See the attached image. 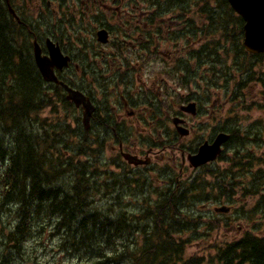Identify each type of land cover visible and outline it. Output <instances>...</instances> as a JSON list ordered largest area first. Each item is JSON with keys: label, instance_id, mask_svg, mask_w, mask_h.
I'll list each match as a JSON object with an SVG mask.
<instances>
[{"label": "trees", "instance_id": "1", "mask_svg": "<svg viewBox=\"0 0 264 264\" xmlns=\"http://www.w3.org/2000/svg\"><path fill=\"white\" fill-rule=\"evenodd\" d=\"M135 2L142 7V11H154L149 27L155 30L146 33L154 44L155 39L165 37L163 30L166 27V37L170 39V43L195 44L197 49H189L191 57L196 55L194 60L202 65L205 63L207 67H213V70L219 63L227 62L219 53L230 44L236 45L235 48L226 49L225 53L226 56L228 52L239 55L234 59V67L240 70V73L235 72L239 91L255 81L252 75L245 81L241 80L254 69L252 63H246L245 60L243 63L241 59L244 56H253L246 53L243 47V20L232 10L227 0ZM13 4L20 23L9 13L6 1L0 0V160L5 164L4 170L7 171V174L3 172L0 177L2 200L7 203L19 200L18 202L23 204L18 210L16 232L12 233L11 237L24 239L30 232L29 224L33 215L40 217L48 214L56 215L61 220L57 223L56 235L65 239V247L66 242H69V251L78 252L79 256L93 264H125L127 260L129 261L126 264H264V234L252 233H246L228 244L214 241L215 243L208 246V255L196 254L186 258L188 241L184 239V232L190 229L189 226L193 227L192 230L201 226V221L185 213L186 207L188 204L201 203L204 197L193 195L191 186L183 190L177 188L174 186V179L158 200L151 204L152 207L146 210L145 216L150 218L146 223L143 219L142 222L130 217L129 205H122L120 199L112 196V215L89 210L90 198L99 194L100 190L114 195L117 188L128 189L130 178L125 173L119 178L110 171L102 172L99 166L91 165L88 160L76 158V153L62 160L56 154L58 149L56 144L50 141L49 133L38 135L33 125L36 116L48 107L55 110L56 105L53 98H50V88L35 65L32 41L37 38L40 42L51 37L81 54L93 43L86 42L81 35L84 32V35L91 36L92 33L94 38V30L91 28L99 26L101 21L96 24L94 20L93 27H83L84 19L89 17L81 11V7H85L81 0H14ZM54 5H57L56 17L51 9ZM194 15L198 16L199 23L194 22ZM161 20H165L166 26L160 24ZM43 27L48 30L43 34L44 37L38 32ZM210 30L221 34L222 39L212 43L208 38ZM212 44L216 53L212 51ZM228 57L231 58V55ZM227 70L228 68L223 74L220 71L215 72L213 79L206 76L205 83L216 85L221 77L226 78L225 81L229 83ZM173 80L176 81V78ZM260 80L264 83V79ZM59 91L62 92V89ZM60 96L62 104L73 111V104L66 100L65 95ZM62 131L64 133L61 134L73 135L70 130ZM92 150L89 145H79V154ZM54 151L56 152L53 153ZM66 172L71 174V178L72 174L74 175L72 184L60 194L48 192L46 187H51L48 183L56 180L53 179L55 176L50 177V174L53 173L58 178ZM91 178H95L93 182L96 185L91 182ZM18 183L21 185L20 189ZM258 189L260 186L253 181L245 193L254 194ZM124 194H127V191ZM43 204L45 207L42 208ZM145 216L142 215L143 218ZM204 226L206 234H210L213 228H218L214 223L202 227ZM256 227L258 229L260 226ZM136 234L143 239L137 246L130 241L137 239ZM118 241L119 245L116 244Z\"/></svg>", "mask_w": 264, "mask_h": 264}, {"label": "flooded vegetation", "instance_id": "2", "mask_svg": "<svg viewBox=\"0 0 264 264\" xmlns=\"http://www.w3.org/2000/svg\"><path fill=\"white\" fill-rule=\"evenodd\" d=\"M81 1L83 5L85 4L84 14L93 18L97 12L94 20L96 24L101 21L99 26L92 28L93 34L96 35L99 30H106L109 43L106 45L98 43L94 35L93 43L80 55H76L74 50L69 47H62L65 54L70 56L71 64L68 69L56 70V75L59 81L85 94L96 107L88 127L83 124V109L76 108V112L81 115L78 125L82 129V139L85 145L91 143L92 152L96 150L97 153H102L103 148H110L114 153L111 163L116 165L119 170V175L116 173L115 175L120 178L126 174L130 178L128 191L131 204L129 207L134 209V202L139 205L136 206L137 209L133 210L134 213L130 217L140 221L143 219L144 223L150 219L145 216L146 210L151 208V204L166 191L168 177L164 174L170 170L172 175L169 177L171 180H175L177 188L183 190L187 186H191L193 195L204 197L200 204L193 203L194 207L200 208L204 212L203 215H196L187 208L188 214L207 224L219 223L221 226L220 217L226 218L223 221L224 224L230 225L231 222H236L237 220L231 221V214H234L233 211L236 209L229 205L236 187L241 186L240 194L246 197L245 191L248 189V185L256 181L260 189L249 195L257 196L264 192V170L256 169V166H253L254 156L250 151L246 154L243 153L248 141L253 143L261 139L263 130L257 127V131L254 133L250 129L251 133H246L243 136L240 127L228 129V126H231L229 116L226 118L215 114L214 106L203 108L201 97H209L214 85L206 84L201 87L200 82L205 83L206 76L208 79L214 78V71L209 69L207 74L201 73L198 66L199 61L177 59L182 52L191 57L189 49L195 44L170 43L168 41L170 39L166 37V27L163 30V33H166L165 37L160 40L155 39V44L151 42L146 33L155 30L149 27V21L154 11H142V7L137 5L135 0ZM95 9L97 11H93ZM164 22L165 20H161L160 24L166 26ZM86 42L91 43L88 39ZM170 48L177 51L176 59L162 61V52ZM43 54L47 55L45 48H43ZM262 56L264 53L254 56V58ZM153 57L159 59L154 62ZM174 77L176 78L175 84L183 91L182 94L176 93L178 97L176 101L174 99L169 101L167 98L163 101L161 98L160 103L157 104V97L154 98V101L149 97L155 89L160 92V97L165 94L166 86L169 81H175ZM47 86L50 88V98H53V101H58L61 105L62 97L60 95L66 97V92L59 84H47ZM60 88L62 92L59 91ZM167 95L170 93L168 92ZM148 99L152 101L148 102ZM151 104L160 107L153 109ZM189 105H194L195 113L186 110ZM168 121L174 125L176 133L181 139L176 144L163 139L160 133L162 126L167 128ZM179 128L187 131V134H180ZM203 131L206 135L200 134ZM222 133L227 134L229 140L222 145L221 154L214 161L200 167L192 166L191 159L198 154L199 149L206 143L213 144L217 136ZM157 135L158 137H156ZM192 136L196 140L193 137L189 141ZM233 141L238 143L233 149L234 151H231L233 154L224 157L226 149L231 147ZM167 151L174 154L172 159H165ZM128 159L133 163L130 164ZM257 160L261 161L262 159L258 158ZM223 162L228 165L225 169L221 165ZM163 164H166L165 167ZM151 170L154 171V174H151ZM50 175L54 176L55 174ZM218 176L221 177L220 180L217 179ZM207 177H210L212 181L206 182ZM56 178L55 175L53 179ZM237 178H239V184L236 181ZM60 179L61 177H58V179L49 182L48 186L51 187H46V190L51 194H60L65 191L66 187L62 186ZM62 179L65 182L66 175ZM164 184L165 186L162 187ZM20 186L18 184L19 189ZM18 201L11 200L9 204H15L17 208H20L23 204ZM43 207L45 206L42 205ZM221 207H229L231 210L227 214H222L217 211ZM263 209L264 196L261 201L259 200L256 211ZM209 210L212 211L211 215L205 216ZM142 215L145 217L143 218ZM236 216L239 227L242 225L257 226L258 221H254L252 215L237 214ZM54 217L43 214L38 220L47 218L51 223L55 219ZM56 218L58 217L56 216ZM59 221L58 218V223ZM11 239L21 246L23 239H16V237ZM1 243H3L2 240H0ZM66 244V247L61 245L60 248L65 251L62 252L63 254L69 257L76 256L77 259H80V264L87 261L79 256L78 252L69 251V243L66 242ZM4 258L7 257L4 256ZM2 259L3 255L0 256V260Z\"/></svg>", "mask_w": 264, "mask_h": 264}, {"label": "rangeland", "instance_id": "3", "mask_svg": "<svg viewBox=\"0 0 264 264\" xmlns=\"http://www.w3.org/2000/svg\"><path fill=\"white\" fill-rule=\"evenodd\" d=\"M51 9L53 16L56 17L57 5L51 6ZM81 11L84 13V6L81 7ZM93 11H97V9ZM96 13L94 14V16H96ZM194 22L199 23L197 15H194ZM93 25H94V18L89 17L84 19L83 27L85 29L89 28L90 26L93 27ZM76 26L78 27V25ZM38 32L39 35H42V37H44L43 34L48 32V30L46 29V27H43L42 29H39ZM81 37L82 38L84 37L83 40L88 39L91 40V42L93 41L92 33L90 36L89 34L84 35L83 32V35H81ZM208 38H210V40H212L213 43V41L215 40L222 39V36L221 34H215L214 30H210L208 32ZM45 39L46 38H44L43 40ZM204 43H206V39L204 40ZM64 46H67V44H65ZM196 47L198 46L195 45L194 48ZM229 47H227L226 49L230 50L232 47L235 48L236 45L230 44ZM70 49L73 50V48L71 47ZM226 49L223 50V52H220L219 55L227 62L219 63L218 65L215 66V70H213V67H207L205 63H203V65L201 63H198V66L200 67V72L201 73L205 72L206 74L209 69H212L214 73L220 71L223 74L224 70L228 68L227 77L229 78V83L225 81L226 78H222V77L216 85L213 83L214 89L210 91L209 97H203V96L201 97V104L203 108L214 106L215 114H220V117L225 116L227 118L229 116L228 119H230L231 121V126H228V129H231L236 126L240 127L241 134L243 136H245L246 133H251L250 129H252L254 133L257 131V127L263 130L260 137L261 139L260 140L258 139V141L253 143H250L248 141V145L244 147L243 153L246 154L248 151H250L251 155L254 156V159L252 160L253 166H256V169L262 168V170H264V162H262L264 161L263 160L264 159V83L260 82L261 81L260 79H264V56L259 58L244 56L245 58L243 57V59H241L242 62L245 60L246 63H252L254 66V69L252 71L253 74L249 73L247 75H244L241 80L245 81L250 75H252L255 81H252L251 83L245 85L244 89L240 92L238 89L237 82L235 81L236 78L235 72L240 73V70L234 67L235 65L234 59L236 58V56L239 55H237V53L228 52L227 56L230 54L231 58L229 57L227 58ZM107 51L110 50L107 49ZM212 51H214L215 53L217 52L215 51L214 44H212ZM74 53L80 55V53H78L75 50ZM176 54L177 51L175 49L173 48L167 49L162 52V61H166V60L173 61L174 59H176ZM196 57L197 56L195 55L192 58L190 56H187L186 53L182 52L177 57V59L194 60V58ZM157 59L159 58L153 57L154 62H156ZM168 64H172V63H168ZM175 83L176 81L174 82L169 81L168 85L166 86L167 88L166 93L163 94L161 97L158 89L152 91L149 97H151L153 101L154 98L157 97V104L160 103L161 98L163 99V101L166 100V98L169 101L170 99H174L176 101L178 99L176 93L182 94L183 91ZM200 86L201 87L206 86V83L200 82ZM168 92L170 93L171 96L167 95ZM151 99H148L147 101L149 102ZM54 104L56 105L55 110L54 108L52 109L51 107L44 109L43 111H41V113H39L38 116H36V120L35 122H33L35 130L38 131V135L44 136L45 133H49L50 141L54 142V144H56V147L58 149V152L54 151L53 153L56 152V154L59 155V158L61 157L62 160H66L67 157H70V155H74V153H76V158H81V160L83 161L88 160V162L91 165L99 166L102 172L110 171L111 173H116L119 175L118 168L116 167V165L111 163L114 153H112L110 148H103L102 153H97L95 150L94 153L87 152V153L79 154L80 153L79 145L81 146L85 145L82 139V132H81L82 129L78 125L79 118L81 115H79L80 113L79 112L77 113L75 109L73 111L68 110L67 106H64L63 104L60 105L58 101H54ZM169 106H174V105H169ZM158 107L160 106L152 105L153 109ZM63 129L65 131L70 130L71 132H73V135L61 134L64 133L62 131ZM160 131H162L160 132L162 138L166 139L167 141H171L172 144L174 143L176 144L178 140L181 141L179 135L176 133L174 125L170 121H168L167 128H165V126H162L160 128ZM200 134L206 135L205 131H203V133ZM156 137H158V135ZM193 137L194 136H192L189 139V141ZM5 144L6 147H8L6 142ZM236 144L238 143L234 141L232 142L231 147H229V149H226L224 157L231 156L233 154V152L231 151H233V149L237 146ZM88 145L90 146V144ZM173 156H174L173 153L167 151L165 155V159L166 160H168V158L172 159ZM255 158L257 159L259 158L262 160L259 161ZM163 165L165 167L166 164ZM221 165L224 169L228 166L224 162ZM4 168L6 169L5 164H2V161L0 160V177L2 176L1 174L5 172ZM153 172L154 171L151 170V174H154ZM167 172L168 173H165L164 175L169 178V176H171L172 174L170 170H167ZM65 175L67 179L64 182L62 178ZM59 177H61L60 181L62 182V186L68 188L70 183L72 184V178L74 177V175L72 174V178H71V174L69 172H66L64 175H61ZM69 178H71L70 182H69ZM220 178L221 177L218 176L217 179L220 180ZM93 179L95 178H91L92 183H94ZM238 179L239 178H237L236 181L239 184L240 181ZM211 181L212 179L210 177L206 178V182H211ZM156 184L159 185L158 183ZM164 186L165 184L162 185V187ZM241 190L242 187L241 186L239 187L238 185V187H236L235 194L232 195L231 197L232 201L231 203H229L230 206H234V209H236V211H233L235 213L231 214V221L237 220L236 221L237 224L236 222H231L230 225L224 224L223 221L226 220V218L220 217L219 219L221 221L220 222L221 226L219 225V223H215L214 225H217L218 228H213L210 234H206V230H205L206 226L204 227L199 226L197 229L194 230H192L193 227L189 226L188 228L190 229L185 231L183 235L184 239L188 241L185 251L186 258H191L196 254L200 256L208 255L209 254L208 246L212 245L215 242L228 244V242L232 243L236 239H240V237L244 236L246 233H252L255 235L264 234V229H263L264 209L256 211V206L259 204V200L261 201L263 199L264 192L260 193L257 196L247 195L245 197L244 195L240 194ZM117 191L118 192L114 193V195H110L100 190L99 194L90 198L89 210H92V212L99 211L106 215L109 214L112 215L113 212L110 210L111 205L114 203L112 197L120 199V203L122 205L124 204L130 205L131 200H129L128 189L122 187V188H117ZM126 191L127 194H124ZM133 204L135 205V208L134 209L130 208L131 210L128 212L129 216L132 213H134L133 210L137 209L136 206H139L138 203L136 202H134ZM187 208L193 211V213L196 215H200V214L203 215L204 213L200 208L194 207L193 204H188ZM18 209L19 208H17L15 204L9 206L7 202L2 200V185L0 182V240L3 241V243L0 244L1 245L0 256L2 257L3 255V259L0 260V264H70V263L80 264V259H77L76 256L69 257L68 255L62 253L65 252L60 249L61 245H63L64 239H59L60 237L54 238L53 235L57 232L56 224L58 223V218L56 217H54L55 219L53 220V222L50 223V220L47 218L38 220L40 217H37V215H33V217L31 218V223L29 224L30 232L21 241V246L13 242V239H11L10 237L12 233L16 232V227L18 225L17 224ZM211 212L212 211L209 210L205 214V216H207V214L210 216ZM237 214H241L242 216L252 215V219L254 221L255 220L258 221L256 225L260 227L258 229L256 226L250 227V226L242 225V227H239L238 218L236 216ZM135 236H137V234ZM130 241H133L137 246L143 242V239H141L140 236H137V239H130ZM119 243L120 242L118 241L116 244L119 245ZM132 248L134 249L135 247L132 246ZM117 249H119V247H117ZM4 256H6L7 258H4ZM128 261L129 260H127L126 263H128Z\"/></svg>", "mask_w": 264, "mask_h": 264}, {"label": "water", "instance_id": "4", "mask_svg": "<svg viewBox=\"0 0 264 264\" xmlns=\"http://www.w3.org/2000/svg\"><path fill=\"white\" fill-rule=\"evenodd\" d=\"M233 11L237 13L244 21V48L251 54L264 53V0H227ZM6 4L10 14L20 22L11 0H6ZM98 41L103 44L108 43V33L101 30L97 33ZM48 55L43 56L42 48L37 39L33 43V52L36 65L42 77L49 83H59L55 74V69L63 71L69 66L71 61L69 56L63 54L59 44L48 38L46 40ZM66 90L67 99L75 104L77 108L82 107L84 110L83 121L88 127L90 119L95 111V107L83 93L74 90L64 83H60ZM194 105H189L186 110L195 113ZM179 133L184 135L187 131L179 128ZM229 140V136L225 133L219 134L213 144H204L199 153L191 160L194 167H200L208 162L214 161L222 152L221 147ZM130 163L132 160L128 159ZM220 213H228L229 208L223 207L217 210Z\"/></svg>", "mask_w": 264, "mask_h": 264}, {"label": "bare ground", "instance_id": "5", "mask_svg": "<svg viewBox=\"0 0 264 264\" xmlns=\"http://www.w3.org/2000/svg\"><path fill=\"white\" fill-rule=\"evenodd\" d=\"M95 108H96V107H95ZM95 111H96V110H95ZM95 111H94V112H95ZM92 130H93V129H92ZM93 132H94V131H93ZM91 140H92V139H91ZM87 141H88V140H87ZM44 142H45V141H44ZM88 142H90V140H89ZM91 142H92V141H91ZM90 144H91V143H90ZM227 148H228V147H227ZM237 149H238V148H237ZM233 151H234V150H233ZM9 161H10V160H9ZM6 162H7V161H6ZM7 163H8V162H7ZM23 165H24V164H23ZM57 165H58V164H57ZM57 165H56V166H57ZM50 168H51V167H50ZM74 168H75V167H74ZM64 169H66V168H64ZM67 169H68V168H67ZM68 170H69V169H68ZM5 171H6V170H5ZM94 171H95V170H94ZM6 172H7V171H6ZM6 172H5V173H6ZM48 172H49V171H48ZM91 173H93V172H91ZM6 174H7V173H6ZM9 174H10V173H9ZM9 174H8V175H9ZM52 174H53V173H52ZM51 176H52V175H50V177H51ZM54 176H55V175H54ZM17 177H18V176H17ZM56 179H58V178H56ZM12 182H13V181H12ZM18 184H19V183H18ZM136 184H137V183H136ZM223 185H224V184H223ZM223 185H221V186H223ZM216 187H217V186H216ZM11 188H12V187H11ZM222 189H223V188H222ZM117 192H118V191H117ZM14 196H16V194H15ZM33 196H34V195H33ZM35 198H36V196H35ZM35 198H34V199H35ZM36 199H37V198H36ZM48 200H49V199H48ZM35 201H37V200H35ZM14 202H15V201H14ZM33 202H34V201H33ZM58 202H59V201H58ZM37 203H38V202H37ZM96 203H97V202H96ZM18 204H19V203H18ZM32 204H33V203H32ZM35 204H36V203H35ZM41 204H42V203H41ZM44 204H45V202H44ZM44 204H43V205H44ZM19 205H20V204H19ZM30 207H31V206H30ZM33 207H34V206H33ZM48 207H49V206H48ZM31 208H32V207H31ZM55 217H56V215H55ZM62 217H63V216H62ZM62 217H61V218H62ZM58 218H59V217H58ZM28 220H29V219H28ZM60 221H61V220H60ZM67 226H68V225H67ZM60 235H61V234H60ZM11 236H12V234H11ZM69 237H70V236H69ZM69 237H68V238H69ZM10 238H12V237H10Z\"/></svg>", "mask_w": 264, "mask_h": 264}]
</instances>
